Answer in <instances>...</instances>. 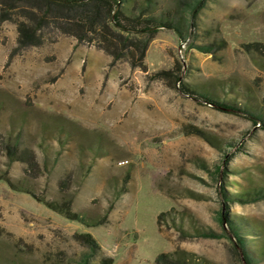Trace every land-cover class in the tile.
I'll return each mask as SVG.
<instances>
[{
	"label": "rangeland",
	"instance_id": "374dc122",
	"mask_svg": "<svg viewBox=\"0 0 264 264\" xmlns=\"http://www.w3.org/2000/svg\"><path fill=\"white\" fill-rule=\"evenodd\" d=\"M183 1L136 5L179 16ZM181 29L158 30L143 68L129 57L112 62L96 44L52 25L42 45L18 49L17 24H0V175L47 199L62 196L66 178L75 211L96 219L109 211L105 222L85 226L0 179V264H82L89 249L76 233L84 231L100 245L88 264L107 257L156 264L158 254L179 247L212 264H239L220 211L245 233H264V198L224 201L222 193L264 190V128L247 112L183 92L167 74L263 114L264 0H208L196 23ZM211 44V53L202 50ZM19 135L39 155L33 173L7 153L10 136Z\"/></svg>",
	"mask_w": 264,
	"mask_h": 264
},
{
	"label": "trees",
	"instance_id": "16d2710c",
	"mask_svg": "<svg viewBox=\"0 0 264 264\" xmlns=\"http://www.w3.org/2000/svg\"><path fill=\"white\" fill-rule=\"evenodd\" d=\"M208 0H185L182 10L177 14H158L155 11L150 13L149 5L143 11V5L137 6L136 0H0V24L12 20L17 24L18 49L29 46H40L45 42L43 30L52 25L62 33L73 35L78 43L88 42L96 44L98 48L105 50L116 62L122 58L129 57L133 67L145 68L144 59L146 51L158 30L162 27L174 28L182 34L181 26L185 23L191 25L196 23L198 14ZM180 2V1H179ZM204 52L211 53L214 45L201 47ZM167 74L175 76L179 81V88L187 94H196L199 98L212 106L222 110L233 112H247L253 117V123L264 128V113H258L249 108L240 107L232 101L222 100L219 96L206 90H195L189 88L185 81H182L178 73L168 71ZM20 135L10 136L7 145V153L11 161L20 160L27 163V173H33L40 168L38 153L28 147L22 146L19 142ZM47 152L46 148H42ZM90 170V169H89ZM0 179L6 181L10 187L30 193L49 209L64 216L69 220L77 221L85 226H95L108 219V212L100 218H88L82 213L73 209V197L68 193L70 188L69 180L62 179L60 192L62 196L57 199H47L35 195L34 191L24 182H15L7 174H1ZM127 181L124 182L123 190H128ZM224 201L250 202L264 198V190L260 189L255 193H234V197L226 195L223 188ZM165 212L158 215V223H161ZM219 222L227 225L231 235L234 248L238 254L239 264H255L256 258L264 257V233L253 231L245 233L244 224L236 220L230 213L222 210L218 217ZM252 230V229H251ZM205 237L226 236L224 233L201 232ZM250 236H256L251 238ZM76 237L89 249L83 257L82 264H88L89 258L94 257L100 249L99 243L90 232L76 233ZM257 239L258 244L252 246V240ZM255 248V251L252 250ZM114 259L107 257L102 259L101 264H113ZM156 264H212L207 258L177 248L173 252H161L155 260Z\"/></svg>",
	"mask_w": 264,
	"mask_h": 264
},
{
	"label": "built area",
	"instance_id": "2783aa9c",
	"mask_svg": "<svg viewBox=\"0 0 264 264\" xmlns=\"http://www.w3.org/2000/svg\"><path fill=\"white\" fill-rule=\"evenodd\" d=\"M126 163V161H122V164H125Z\"/></svg>",
	"mask_w": 264,
	"mask_h": 264
}]
</instances>
